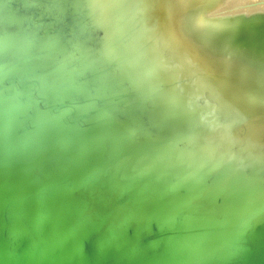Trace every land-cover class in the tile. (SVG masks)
<instances>
[{
    "label": "water",
    "instance_id": "obj_1",
    "mask_svg": "<svg viewBox=\"0 0 264 264\" xmlns=\"http://www.w3.org/2000/svg\"><path fill=\"white\" fill-rule=\"evenodd\" d=\"M0 264H264V0H0Z\"/></svg>",
    "mask_w": 264,
    "mask_h": 264
},
{
    "label": "snow or ice",
    "instance_id": "obj_2",
    "mask_svg": "<svg viewBox=\"0 0 264 264\" xmlns=\"http://www.w3.org/2000/svg\"><path fill=\"white\" fill-rule=\"evenodd\" d=\"M91 7H97L95 4H90ZM174 66H165L166 71H172ZM178 77H175L169 81L171 87V95L165 97L164 104L167 108L178 118L184 120L190 127L193 128H204L210 131H214L219 127V121L215 115L217 106L222 102L217 99L215 104L209 105L207 103L201 105L192 101L191 97L186 94L185 90L180 87L177 83ZM119 85V83H117ZM120 94L123 95L120 89ZM135 104L134 99L124 101L125 109L131 110ZM210 109V110H209ZM130 119H134L130 115ZM143 129L136 124L135 127L129 128V135L138 138L142 133ZM140 133V135H138ZM224 164L222 160H217L215 155H210L208 158L203 160L195 172H189L183 177L185 182H193L195 184H201L206 179H210Z\"/></svg>",
    "mask_w": 264,
    "mask_h": 264
}]
</instances>
